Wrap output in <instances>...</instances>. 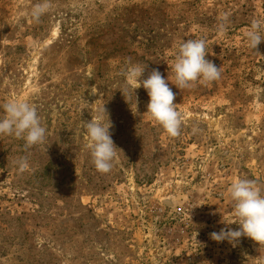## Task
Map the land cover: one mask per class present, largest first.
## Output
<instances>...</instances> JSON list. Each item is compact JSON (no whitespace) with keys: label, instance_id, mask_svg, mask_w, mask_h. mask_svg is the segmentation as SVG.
Listing matches in <instances>:
<instances>
[{"label":"rangeland","instance_id":"obj_1","mask_svg":"<svg viewBox=\"0 0 264 264\" xmlns=\"http://www.w3.org/2000/svg\"><path fill=\"white\" fill-rule=\"evenodd\" d=\"M40 2L0 0V106L27 101L46 128L27 151L0 136V264H264L250 238L209 235L239 227L226 224L232 182L254 179L264 194V42L254 50L245 36L264 0H51L36 21ZM198 38L221 77L179 89L174 54ZM129 60L175 93L178 137L146 113L147 90L127 84ZM92 117L112 124L108 173L92 163Z\"/></svg>","mask_w":264,"mask_h":264},{"label":"clouds","instance_id":"obj_2","mask_svg":"<svg viewBox=\"0 0 264 264\" xmlns=\"http://www.w3.org/2000/svg\"><path fill=\"white\" fill-rule=\"evenodd\" d=\"M51 7V0H41L33 6L31 16L39 21ZM218 31L224 32L229 21L227 13L219 17ZM264 21L255 19L245 36L248 46L254 50L264 42ZM207 42L205 38L188 39L182 41L174 54L171 65L174 73V84L179 89H190L197 82L208 84L220 79L222 67H217L212 61L206 59ZM147 65L132 64L122 71L126 82L135 89L143 87L147 90L150 100L147 104V114L151 119L172 138L181 134L183 123L182 114L173 103L175 93L168 82L157 69H153L146 79H141ZM169 80V78H168ZM124 95L126 93H123ZM4 115L0 117V136H12L23 140L25 151L33 146L44 143L46 128L42 126L36 107L27 101L13 99L2 106ZM107 113L104 106L101 110ZM112 124L104 123L100 117H92L86 121L85 128L89 141L92 163L100 173H108L113 167L117 156L115 146L109 129ZM14 163L20 172L28 167L26 156L18 157ZM233 206V222L239 225L237 229L221 228L219 232H211L210 238L216 242L228 241L235 246L241 237H248L264 248V194L254 179H237L227 189Z\"/></svg>","mask_w":264,"mask_h":264}]
</instances>
